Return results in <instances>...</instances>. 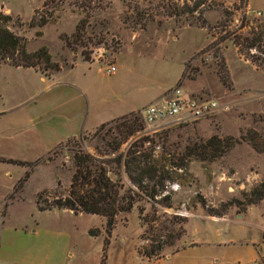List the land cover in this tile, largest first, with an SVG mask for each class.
I'll return each instance as SVG.
<instances>
[{
    "label": "rangeland",
    "instance_id": "1",
    "mask_svg": "<svg viewBox=\"0 0 264 264\" xmlns=\"http://www.w3.org/2000/svg\"><path fill=\"white\" fill-rule=\"evenodd\" d=\"M43 1L0 0V5L13 18L9 27L25 37L27 50L44 45L60 64L53 80L87 84L82 97L87 124L116 116L59 142L42 156L45 148L31 128L41 121L43 111L59 105L58 99L50 103L45 99L65 85L44 88L50 79L40 80L31 71L0 62V129L13 128L10 138H0V155L31 160L27 162L42 156L34 167L0 161V212L14 221L66 227L76 249L68 264H98L104 218L61 208L38 211L35 199L45 204L66 192L73 150L105 156L99 151L120 139L122 115L132 111L140 116V108L179 85L192 95L215 98L222 106L192 121L129 135L108 154L136 149L133 154L141 151L146 159H156L173 180L148 197L122 166L118 168L123 186L136 197L130 210L115 216L105 264H264V197L247 202L249 190L264 178V152L238 140L211 159L184 154L212 134L238 138L247 128L264 132V67L238 53L233 42V34L250 35L259 28L264 13H243L241 0H46V5ZM45 9L51 18L40 27L28 26L33 11ZM80 18L84 24L79 37L73 36ZM261 38L264 41V33ZM248 52L263 55L255 47ZM80 58L96 60L90 71ZM109 62H114L115 70L107 73ZM140 135L141 145L129 146ZM27 169L22 187L13 191ZM17 195L21 199H12ZM207 207L223 213L212 214ZM88 228H97L98 234L89 235ZM188 238L195 241L192 247L157 261L147 263L137 252L160 245L158 255L163 256L188 243Z\"/></svg>",
    "mask_w": 264,
    "mask_h": 264
},
{
    "label": "trees",
    "instance_id": "2",
    "mask_svg": "<svg viewBox=\"0 0 264 264\" xmlns=\"http://www.w3.org/2000/svg\"><path fill=\"white\" fill-rule=\"evenodd\" d=\"M244 4V0H241ZM46 5V0L43 1ZM37 15V16H36ZM51 11L45 9L41 13L33 11L32 16L28 20V26L40 27L44 25L51 18ZM13 18L10 13L5 12L0 5V62L10 64L12 66L33 67L43 74H49L57 71L60 64L51 59V55L46 46L41 45L34 50L26 49L25 37L15 33L9 24ZM84 19L80 18L74 28L73 36L78 35V30L82 28ZM259 28L250 30L249 34H233V42L238 53L247 57L256 66L264 67V41H262V34L264 33V22L259 23ZM40 30H36L35 34L40 35ZM255 47L262 56L256 53H249L248 48ZM84 59L88 56L83 54ZM221 65L223 67V61ZM182 74V72H181ZM223 79L226 78V71L223 68L221 73ZM124 119L120 122L117 129L120 139L116 143L107 142L106 148L99 151L105 156L96 157L81 150H73L71 154L72 171L70 173L68 186L66 192L62 195H54L51 200L45 204H40L38 197L35 199L37 208H66L73 213L83 212L102 216L104 218V236L102 238L101 255L98 264H105V250L109 243V236L112 227L115 223V216L118 212L130 210L132 207L136 193L131 189L124 187L120 177L118 168L123 167L130 181L142 189L145 195L152 197L157 194L165 184V181L173 180V176L168 170L158 167L156 159H146V156L136 149H127L125 152H117L114 155L108 154L113 152L119 141H123L127 136L133 135L142 129V121L140 116L134 114L132 111L126 115L121 116ZM141 135L137 136L129 146L141 145ZM146 139V138H145ZM242 140L248 143L255 151L264 152V132L260 133L254 129L247 128L240 132L238 138L232 136H218L212 134L204 141L187 147L184 152L194 159L207 160L217 155H220L228 149L234 142ZM130 154L129 156H127ZM48 159H50L48 157ZM0 160L12 162L21 165H33L36 159L32 162L4 159ZM182 163V162H181ZM184 164V163H182ZM184 166V165H183ZM29 169L25 170L23 175L17 180L14 189H20L23 181L29 174ZM150 182V184H149ZM58 183V181H57ZM264 197V178L259 180L249 190L248 203H254ZM203 202V200H200ZM168 205V203H165ZM212 214L221 215L223 212L207 207ZM89 235L98 234L97 228H88ZM160 245L149 246L148 248L137 249V252L147 259L157 258Z\"/></svg>",
    "mask_w": 264,
    "mask_h": 264
},
{
    "label": "crops",
    "instance_id": "3",
    "mask_svg": "<svg viewBox=\"0 0 264 264\" xmlns=\"http://www.w3.org/2000/svg\"><path fill=\"white\" fill-rule=\"evenodd\" d=\"M244 6L250 10H259L264 13V0H244ZM81 60L88 64V66H86L87 71H90L89 66L96 61L92 59L89 61L84 59ZM73 64L72 62V64H68V66L72 67ZM14 67L31 71L38 75L40 80H44L45 78L50 79V82L44 84V88L51 89V87H59V84L65 85L64 88L56 89L45 99L48 103L58 99L60 100L59 105L49 107L43 111V117L40 119L41 121L37 122L31 128L37 142L45 148L42 156L59 142L77 136L81 132L93 128L100 122L116 116H106L107 118L101 117L97 119L99 121L87 124L82 97L86 95L88 87L84 81L69 79L68 81L58 82L53 80L60 68L46 75L33 67ZM30 96L28 100L32 101L35 95L31 93ZM2 113L3 112L0 111V114ZM2 130L0 129V138H10L13 135V133L10 132L13 131L12 127H8L6 131ZM0 157L4 159L21 160L10 156L0 155ZM46 161L48 160L46 159ZM35 165H33V167ZM12 199H21V196L17 195L12 197ZM1 200H3V198ZM53 208L54 207L49 209L37 208V210L44 211L52 210ZM61 209L71 212V210L66 208ZM194 242L193 239L188 238V243H184L182 247L174 249L157 258L147 259L146 257L138 255L149 263L160 260L163 257H170L179 250L185 249V247H192ZM75 250V243L72 241L71 232L66 227L49 223H39L36 220H32V222H25V220L14 221L12 218L0 212V264H68L71 257L76 253ZM247 264H249V262Z\"/></svg>",
    "mask_w": 264,
    "mask_h": 264
},
{
    "label": "built area",
    "instance_id": "4",
    "mask_svg": "<svg viewBox=\"0 0 264 264\" xmlns=\"http://www.w3.org/2000/svg\"><path fill=\"white\" fill-rule=\"evenodd\" d=\"M253 10L243 8V13ZM262 12L255 10V15ZM113 63H106L105 71L112 72ZM222 105L215 98L192 95L182 90L179 85L166 89L162 94L140 108L142 129L140 133H151L166 126L192 121L208 116Z\"/></svg>",
    "mask_w": 264,
    "mask_h": 264
}]
</instances>
